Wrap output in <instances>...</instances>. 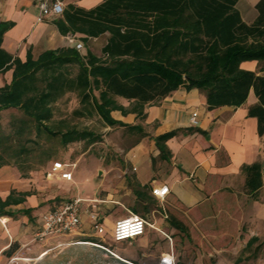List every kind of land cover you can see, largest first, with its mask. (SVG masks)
Masks as SVG:
<instances>
[{"label": "crops", "instance_id": "obj_1", "mask_svg": "<svg viewBox=\"0 0 264 264\" xmlns=\"http://www.w3.org/2000/svg\"><path fill=\"white\" fill-rule=\"evenodd\" d=\"M102 1L64 0V4L90 9ZM258 1H237L235 6L245 23L250 24L257 17ZM36 4L37 0H0V21L12 22L4 34L2 47L12 56L25 61L30 55L36 60L44 51L75 47L76 43L81 44L82 54L88 48L100 55L107 33L88 38L86 42L80 40L82 35L78 33L62 35L52 22L54 16H41ZM257 66L256 61L241 63V67L249 70H256ZM11 77V69L0 74V87L9 83ZM117 99L126 102L120 103L124 107L130 104L122 97ZM256 102L250 92L239 107L209 109L202 91L181 86L164 98L145 104V118L141 123L147 132L150 130V136L177 130V134L166 141L169 159H161L154 142L148 136L142 137L118 154V164L113 160L100 167L99 181H95L93 171L90 172L87 197H83L81 188L73 190L79 181L72 169V179L63 180L49 173L52 165L45 170V175L15 161L2 165L0 197L5 199L12 191L14 197L20 193L28 195L21 203L7 207L11 216L0 217V262L5 259V264L16 248L24 249L35 240L45 212L74 197L81 200V222L75 231L79 242L92 243L86 240L93 237L90 229L96 222L112 228L118 218L136 214L147 220L146 228L151 226L167 237L168 252H162L159 260L167 254L174 261L173 244L191 240L194 232L200 236L201 249L197 255L200 260L210 257L209 252H201L209 247L221 254L235 244L238 250H243L248 242H251L250 248L261 244L259 237L264 236V135L257 134L256 118L247 116V108ZM193 112L197 113L196 125L190 121ZM110 114L126 124L138 122L133 112L122 114L120 110H113ZM253 162L261 163L263 184L255 193H250L241 168ZM28 169V175H21V171ZM96 173L100 170L96 169ZM164 185L168 192L164 197H156L153 190ZM99 190L105 191L104 197L97 195ZM163 219L168 227L161 231ZM245 221L254 225L255 230L243 233L241 228Z\"/></svg>", "mask_w": 264, "mask_h": 264}, {"label": "trees", "instance_id": "obj_2", "mask_svg": "<svg viewBox=\"0 0 264 264\" xmlns=\"http://www.w3.org/2000/svg\"><path fill=\"white\" fill-rule=\"evenodd\" d=\"M237 1L103 0L90 9L65 6L63 13L52 20L60 34L78 33L86 42L107 33L99 56L88 48L82 54L76 47H62L44 51L36 60L28 55L21 61L2 47L12 22L0 21V74L12 70L11 81L0 87V111L21 110L34 122L37 136L41 132L60 134L64 146L84 139L94 142L98 136L90 131L71 128L59 133L46 125L52 116V103L66 92H75L87 115L95 112L107 126L125 127L139 134L134 144L148 136L159 150V157L168 160L166 141L177 130L148 135L141 123L145 104L182 86L202 91L209 109L236 108L252 92L257 102L247 108V116L256 118L257 134L262 136L264 0L256 3L258 14L250 24L241 19ZM245 61L262 66L258 71L245 69L241 67ZM116 97L130 101L129 106L119 104ZM113 110L133 112L138 122L116 120L110 114ZM84 112L75 111L80 115ZM26 151L23 143L13 148L10 136L0 130V167L11 160L22 161ZM241 170L246 189L255 193L263 184L261 163L243 165ZM25 195L28 193L14 197L12 191L5 199L0 197V217L11 216L7 207L21 203ZM86 241L98 243L94 237ZM250 246L248 242L236 262L243 260L242 254Z\"/></svg>", "mask_w": 264, "mask_h": 264}, {"label": "rangeland", "instance_id": "obj_3", "mask_svg": "<svg viewBox=\"0 0 264 264\" xmlns=\"http://www.w3.org/2000/svg\"><path fill=\"white\" fill-rule=\"evenodd\" d=\"M77 49L81 50V46ZM94 49L96 51L98 46ZM261 66L258 65L256 71ZM117 102L126 104L121 99H117ZM51 109L52 116L46 122L51 130L59 133L71 128L79 131L86 130L94 133L98 139L94 142L86 139L74 141L64 146L60 142V134L49 136L46 132H41L37 136L34 122L16 108L0 111V130L10 136L13 148H18L20 143H23L27 149L23 160L18 162L20 166L34 168L40 175H45V170L54 162L70 164L75 178L79 181L78 187H73V190L77 191L81 188L83 197H87L90 172L93 171V179L99 181V176L102 175L100 167H104L113 160L115 164H118L119 162L116 161L120 157L118 154L121 155L131 147L139 138V134L130 133L125 127L107 126L95 112L87 115L75 92L63 94L52 103ZM76 110L83 111L84 115L75 113ZM147 133L150 135V130ZM13 162V160L10 161V163ZM96 169H99L100 173H96ZM29 170L21 171V175H28ZM104 194L103 190L97 193L99 197H104ZM116 207L119 208V206ZM165 213L169 216L167 210ZM163 227H168L166 219H163L160 224L161 231ZM255 228L254 225L251 226L245 221L241 231L249 233ZM90 233L97 238L98 243L79 242L75 231L48 237L42 241L33 240L24 249L16 248L5 264H159L162 252H168L167 237L151 226L146 228L142 238H136L130 242H113L110 225H104L102 234H97L93 228L90 229ZM259 242L262 243L254 244L243 252V260L240 262L234 260L242 251L238 250V244L232 246L230 250L222 251L221 254H217L210 247L207 251L201 250L204 253L209 252L210 257L200 260L197 257L198 249H201L200 236L194 232L191 240L173 244L174 263L264 264V236L259 237ZM3 262L0 263L3 264Z\"/></svg>", "mask_w": 264, "mask_h": 264}, {"label": "built area", "instance_id": "obj_4", "mask_svg": "<svg viewBox=\"0 0 264 264\" xmlns=\"http://www.w3.org/2000/svg\"><path fill=\"white\" fill-rule=\"evenodd\" d=\"M37 8L41 16H60L63 13L64 0H37ZM81 46L76 44V48ZM191 124L196 125L197 113L193 112L190 118ZM134 169V168H133ZM50 174H57L63 180H71L72 172L70 164L54 162L50 168ZM168 192L167 186H161L153 190L156 197H164ZM80 198L74 197L59 202L53 209L41 216L40 230L35 235V240H45L59 234H68L77 230L80 225ZM147 220L139 215L132 214L118 218L111 228V239L115 243L132 241L145 233ZM92 228L97 234L104 233V226L94 223ZM159 264H174L172 257L162 256Z\"/></svg>", "mask_w": 264, "mask_h": 264}, {"label": "bare ground", "instance_id": "obj_5", "mask_svg": "<svg viewBox=\"0 0 264 264\" xmlns=\"http://www.w3.org/2000/svg\"><path fill=\"white\" fill-rule=\"evenodd\" d=\"M164 256H165V257H167V258H170V257H171L170 255H167V254H166V255H164Z\"/></svg>", "mask_w": 264, "mask_h": 264}]
</instances>
